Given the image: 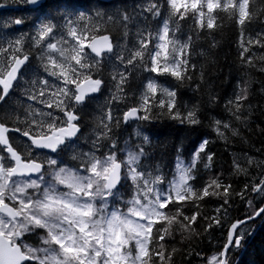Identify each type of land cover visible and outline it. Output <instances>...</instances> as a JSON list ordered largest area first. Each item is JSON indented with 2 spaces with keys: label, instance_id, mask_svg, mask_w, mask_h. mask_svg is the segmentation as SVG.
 Listing matches in <instances>:
<instances>
[{
  "label": "snow or ice",
  "instance_id": "obj_1",
  "mask_svg": "<svg viewBox=\"0 0 264 264\" xmlns=\"http://www.w3.org/2000/svg\"><path fill=\"white\" fill-rule=\"evenodd\" d=\"M10 2L34 11L36 16L30 32L20 33L8 42V47L0 46V104L6 102L28 69L34 74V90H25V96L43 109L30 106L25 109V120L16 117L23 125L14 129L23 138V144L16 147L6 135L10 118L0 116V264H171L175 249L169 253L166 238L172 235L173 228L195 234L200 215H186V206L217 196L223 198L221 208L216 210L221 212L232 196V186L220 176L199 190L189 183L195 181L192 173L210 143L204 140L187 165L177 156L178 179L174 175L163 188L164 176L154 175L150 166L142 163L144 158H150L144 145L151 143L143 125L160 117L181 124L200 123L195 106L181 111L177 92L158 82L160 77L168 76L181 83L191 79L187 73L192 38L183 42L176 38L177 20H184L191 13L200 27L212 29L213 13L218 10L238 14V23L243 26L252 18L250 0H164L168 17L153 33L145 16V28L138 29L132 49L127 44L114 45L111 30L104 26L119 24L126 39L128 24L133 20L126 11L117 9L108 15L97 6L94 15L89 14L91 9L53 15L45 11L43 0ZM162 7L160 3H150L139 14L144 16L146 11L160 17ZM26 19L22 16L11 24L24 25ZM170 22L176 25L175 29ZM262 40L264 37L255 43L264 47ZM247 43L253 41L249 39ZM114 48H122L121 53L115 54ZM114 54L125 69L139 67L155 75L146 78V83L140 81L138 98L133 92L135 103L121 117H114L109 106L98 118L99 125L86 135L82 121L87 101L94 98L92 94L102 91L106 83L103 65H111ZM32 59L38 64L30 68ZM247 62L251 64L252 60L248 58ZM128 79L125 72H113V100L128 99ZM247 99L246 94H236L228 101L235 119L241 118ZM122 121L139 122L134 135L141 140L140 144L126 140L121 147L113 138V129ZM214 123L219 136L224 135L221 128H231L221 120ZM89 136L95 138L89 140ZM81 138L85 144L90 143L88 151L77 149ZM212 159V155L207 156L209 162ZM252 162L248 160L249 164ZM209 166L205 164V168ZM234 167L237 172L245 171L236 161ZM155 172L160 173L159 165ZM126 185L127 190L122 193ZM249 190L264 199V179L245 185V190L237 195L246 198ZM125 196L130 198L125 200ZM247 203L250 211L231 223L226 243L221 251L207 258L208 264H230L231 249L242 247L248 235L245 225L264 216V207H257L253 200ZM173 207L175 214L168 215ZM219 224L220 219L213 217L208 228Z\"/></svg>",
  "mask_w": 264,
  "mask_h": 264
},
{
  "label": "trees",
  "instance_id": "obj_2",
  "mask_svg": "<svg viewBox=\"0 0 264 264\" xmlns=\"http://www.w3.org/2000/svg\"><path fill=\"white\" fill-rule=\"evenodd\" d=\"M150 3L163 5L160 17H153L146 11L144 16L139 14L142 7L146 8ZM0 4H3V7H0V46L8 47V42L15 40L20 33L32 30V21L36 13L21 9L18 5L12 4L10 0L8 3L0 0ZM44 4L46 5L45 11L53 15L88 11L89 9H91L89 14L94 15L97 6L106 11L108 15H113L117 9L121 12L126 11L133 17L128 24L129 35L126 39L122 36L124 29L119 24L104 26L111 30L115 44L119 43L121 46L127 44L129 49L133 48L138 39L136 36L138 29L145 28V16L148 29L154 33L169 14L164 0H113L109 2L45 0ZM57 5L60 7L57 8ZM249 10L252 18L247 20L243 26L238 23V14L231 15L218 10L213 13L215 26L212 29L206 26L200 27L191 13L184 20H177L179 32L176 33V38L182 42L188 37L192 38L187 73L191 79H186L181 83L168 76L160 77L158 82L177 92V104L181 111L195 106L198 109L200 123L181 124L179 121L160 117L143 125L146 134L151 137V143L144 145L145 152L150 158H144L142 163L149 165L150 170L153 171L159 165L160 171H166L165 178L169 179L175 172L173 168L177 156L179 155L181 160L190 163L201 141L208 140L210 143L204 153H201L196 169L192 173L195 181H189V183L199 190L211 179L220 176L225 184L232 186V196L221 212L216 210L221 208L223 198L217 196L197 201L196 204L189 203L186 206V215L191 216L195 212L200 215L194 226L195 234L182 233L173 228L172 235L166 238L165 248L169 253L175 249L171 264H208L207 258L221 251V246L226 243L231 223L237 219H243L250 211L247 201L253 200L257 207L264 205V199L250 190L246 192V198L242 199L237 195L245 190V185H251L264 179V47L255 43L257 39L264 37V0H250ZM22 16L27 17L24 25L11 24L12 20ZM98 23L103 24V22ZM170 26L172 29L176 28V25L171 22ZM249 39L253 41L252 44L247 43ZM245 48L248 49L247 52L244 51ZM27 50L26 46L25 51ZM121 51L122 48H115L114 53L120 54ZM115 54L112 56L111 65L108 63L103 65V79L106 83L102 91L87 102L84 110L82 124H86L84 128L86 135H89L92 129L99 125L100 119L98 118L103 117L109 106H111L114 117H121L123 111L135 103L132 99L133 92L138 98L141 90L140 81L146 82V78L155 75L144 72L139 67L125 69L115 59ZM123 54L126 57L128 55L127 52ZM248 58L252 60L251 64L247 62ZM37 64L38 61L32 59L30 68ZM114 71L125 72L129 77L128 85L125 87V94L128 97L126 100L112 99L115 92V81L112 80ZM32 79H34V74L28 70L21 85L19 83L20 91L13 93L6 102L0 104V116H8L11 120L7 124L8 127H23L16 121V117L19 116L21 121L25 120V109L30 106L43 109L42 105L28 100L25 96V90L29 92L34 90L31 84ZM236 94L242 96L246 94L248 97L244 102L239 120L231 115L228 106V101L234 99ZM56 114L59 115L58 112ZM215 120L229 123L231 128L228 130L223 128L225 133L219 136L214 131ZM233 131L238 134L233 135ZM134 132L133 123L123 121L119 127L113 129V135L116 134L115 139L119 141L121 147L124 146L126 139L130 144L141 143ZM94 138V136H89V140ZM208 155L213 157L211 162L207 160ZM249 159L253 161L251 164L248 163ZM234 161L239 163L245 171L237 172ZM205 164L210 166L205 168ZM125 190H127V185ZM213 190L215 189H210V191ZM126 198L129 197L125 196L124 199ZM167 214L174 215L175 208H170ZM213 217L219 218L220 224L208 228V223ZM245 228L248 230V235L242 247L231 249L230 264H264V216L247 223ZM27 242L32 243L31 240Z\"/></svg>",
  "mask_w": 264,
  "mask_h": 264
},
{
  "label": "rangeland",
  "instance_id": "obj_3",
  "mask_svg": "<svg viewBox=\"0 0 264 264\" xmlns=\"http://www.w3.org/2000/svg\"><path fill=\"white\" fill-rule=\"evenodd\" d=\"M26 74L27 73H25L24 75H23V78L22 79H24L25 78V76H26ZM18 91H20V89H19V87H17V89H16V91L15 92H18ZM221 130H223L222 132L223 133H225V130L223 129V128H221ZM202 142V141H201ZM182 161V160H181ZM177 163H175V165H176ZM184 164L185 165H187L188 164V162H184ZM177 169V168H176ZM174 175H175V177L178 179V172L175 170V172H174ZM174 175H173V177H172V179L170 180V181H172L173 180V178H174ZM168 185V184H167ZM167 187V186H166Z\"/></svg>",
  "mask_w": 264,
  "mask_h": 264
},
{
  "label": "water",
  "instance_id": "obj_4",
  "mask_svg": "<svg viewBox=\"0 0 264 264\" xmlns=\"http://www.w3.org/2000/svg\"><path fill=\"white\" fill-rule=\"evenodd\" d=\"M100 1L109 2V1H112V0H100ZM113 44H114V41H113ZM92 95H94V94H92ZM6 135H8V133ZM263 207H264V205H263Z\"/></svg>",
  "mask_w": 264,
  "mask_h": 264
}]
</instances>
